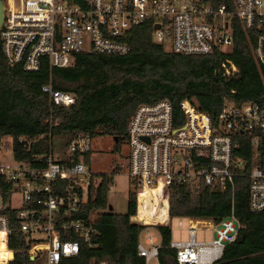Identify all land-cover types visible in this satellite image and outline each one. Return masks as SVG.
Returning <instances> with one entry per match:
<instances>
[{"label":"built area","instance_id":"1","mask_svg":"<svg viewBox=\"0 0 264 264\" xmlns=\"http://www.w3.org/2000/svg\"><path fill=\"white\" fill-rule=\"evenodd\" d=\"M232 4L229 10L224 3L214 5L213 0H0V46L6 63H20L25 71L37 70L41 56L46 57L49 68L66 67L72 65L76 53H127L124 37L130 27L151 19L153 42L165 44L173 53L200 55L217 46L229 48L235 17L242 29H258L251 54L257 65H263L264 0H232ZM154 24L158 26L153 28ZM220 68L225 77L237 70L227 59ZM41 90L54 105L66 107L75 100L73 93L53 89L50 83ZM179 108L182 116L175 120L182 121L174 124L166 99L139 104L120 144L126 149L124 175L135 199L131 220L142 226L136 252L144 264L150 260L159 264L151 230L154 225L169 224L170 185L198 182L230 190L229 215L207 224L205 230L212 237L204 241L194 238L195 224L204 222L184 217L187 239H170L169 247L175 251L177 264H212L239 228L233 216L232 179L244 162L233 157L238 145L234 136L250 137L252 160L260 152L257 134L264 131V102L236 105L224 101L214 121L188 99L180 100ZM92 139L85 134L69 141L65 164L52 153L42 155L44 167L16 160L13 164L0 162V186L6 187L0 188V264H10L17 251L8 245L11 229L5 209H14L16 230L26 245L20 251L39 264H59L61 258L75 256L78 243L69 235L88 240L97 234L95 214H82L94 172L81 155L91 150ZM18 140L25 141L23 137ZM247 177L248 208L263 210L264 171L254 165ZM17 194L20 204L13 207L10 200ZM177 226H181L180 220ZM64 236L68 239L62 240Z\"/></svg>","mask_w":264,"mask_h":264},{"label":"trees","instance_id":"2","mask_svg":"<svg viewBox=\"0 0 264 264\" xmlns=\"http://www.w3.org/2000/svg\"><path fill=\"white\" fill-rule=\"evenodd\" d=\"M213 3H224L229 10L233 9L232 0H213ZM151 30V19L131 26L124 37L129 45L125 54L81 52L74 55L72 65L51 68L46 57L41 56L35 71L23 70L20 63L7 64L0 46V140L9 137L12 160L31 167H44L42 155L52 153L65 164L68 142L85 134L115 136L112 151L117 150L119 147L115 145L120 146L136 106L159 99L170 103L174 124L182 121L175 120L182 116L179 108L182 99L190 100L212 121L224 101L236 105L264 102V64L257 65L251 54L258 29L244 30L232 17L229 48L217 46L210 53L200 55L173 53L165 44L153 42ZM225 59L237 69L231 77L221 74L220 63ZM48 83L53 89L73 93V104L66 107L52 104L48 94L41 90V86ZM257 136L260 152L253 160L250 137L234 136L238 145L232 152L233 157L244 162L232 179L233 216L239 228L234 240L222 247L220 256L212 264H264V209L250 211L247 202L250 168L256 165L264 171V131ZM20 137L25 141H19ZM91 153L92 149L81 155L86 166H89ZM111 182L110 174L90 175L82 214H95L93 226L97 234L88 240L69 235V239L78 243V252L75 256L61 258L59 264H99L101 261L144 264L143 257L136 252L142 226L131 220L134 194H127L124 213L107 210L106 194ZM230 208L229 189H213L200 182L169 187L170 218L189 217L218 223L229 215ZM4 212L11 229L8 245L17 250L10 264H39L20 251L26 245L16 230L14 209ZM153 229L158 235L157 262L177 264L175 251L169 247L168 226L154 225Z\"/></svg>","mask_w":264,"mask_h":264},{"label":"rangeland","instance_id":"3","mask_svg":"<svg viewBox=\"0 0 264 264\" xmlns=\"http://www.w3.org/2000/svg\"><path fill=\"white\" fill-rule=\"evenodd\" d=\"M4 143H6L4 145ZM9 137L5 136L0 140V162H9L13 164L10 156ZM113 139L110 136H95L92 139L89 167L94 173H105L111 175V185L106 194L107 210L114 213H124L126 211L127 194L132 192V188L127 184L124 175L125 153L124 145H115L118 148L116 152L112 151ZM19 195L12 197L10 202L13 207H19ZM108 206L110 208L108 209ZM180 220L181 226H177ZM208 225L204 222L195 224L194 238L196 241L210 240L212 233L205 230ZM168 228L170 230V239L186 240L187 239V219L184 217L170 218ZM156 240L158 235L154 229L151 230ZM151 262V261H150ZM150 264V263H149Z\"/></svg>","mask_w":264,"mask_h":264},{"label":"crops","instance_id":"4","mask_svg":"<svg viewBox=\"0 0 264 264\" xmlns=\"http://www.w3.org/2000/svg\"><path fill=\"white\" fill-rule=\"evenodd\" d=\"M200 221H203V222H205L206 224H210L209 221H205V220H200ZM156 242H157V240H156ZM150 261H151V262H150ZM150 261H149L150 264H154V261H153V260H150ZM149 263H148V264H149Z\"/></svg>","mask_w":264,"mask_h":264},{"label":"water","instance_id":"5","mask_svg":"<svg viewBox=\"0 0 264 264\" xmlns=\"http://www.w3.org/2000/svg\"><path fill=\"white\" fill-rule=\"evenodd\" d=\"M157 26H158L157 24H154L153 28H156ZM112 139H113V140H116V137L113 136ZM109 208H110V206L108 207V209H109Z\"/></svg>","mask_w":264,"mask_h":264}]
</instances>
